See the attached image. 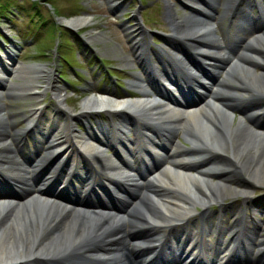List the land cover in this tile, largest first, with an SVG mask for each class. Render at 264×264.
I'll return each mask as SVG.
<instances>
[{
  "label": "bare ground",
  "instance_id": "bare-ground-1",
  "mask_svg": "<svg viewBox=\"0 0 264 264\" xmlns=\"http://www.w3.org/2000/svg\"><path fill=\"white\" fill-rule=\"evenodd\" d=\"M165 1H167L165 19L171 33L163 37H179L185 41L196 39L200 45L198 46L201 50V58L204 62H208L205 63L208 66L206 70L214 68L216 72L220 69H222L221 72L225 69L229 71H225L224 76L216 73V81H211V79L207 83V89L204 88L206 98L201 96L195 104H188L183 100H177L179 102L173 99L162 100L156 95L128 97L114 96L113 92L112 94L105 92L87 95L81 100L80 110L71 114L70 112L65 113L62 106L67 110L69 108L63 103L62 93L54 87L52 91L57 99L54 112L56 115L58 111V114H63L62 123L55 124L50 132L54 130L52 134L56 137H48L47 132L50 128L46 129L48 125H45L44 130L40 125L41 122L38 120L40 107L26 111V125L10 132L9 128H12L14 123L7 121L2 115L0 104V167L7 170L5 173L12 176V182L16 186L23 185L24 187L22 192L13 196L12 193H0V264H51L49 260L64 255L70 248L90 246L93 235L101 230V226L108 219H115V215L119 218L127 216L132 222L146 223L157 229H155L157 232L154 233V237L143 242L146 251L137 259L143 261L147 255L169 248L173 250L181 243H175L172 240L164 243V239L159 238L164 237L163 228L180 227L183 230L190 216L194 214L204 216L203 213H208L209 204L215 202L220 206L219 201L230 195L238 193L245 202L251 199L250 190L247 187L230 185L229 179L231 178L227 177H231L233 172L246 168L247 171L252 172L250 174L253 179L264 182V130L254 125L249 127L253 131L247 127L242 128V122L245 118L249 119L250 114L262 110L264 115V29L258 26L255 30L254 17L251 16L253 22L249 26L253 25L252 29L254 28L251 40L254 44L248 40L244 45L240 43L233 51L222 47L217 48L219 43L212 35L209 22L207 24L205 21H202L203 23L194 22L197 19L193 20L191 14L185 11L176 14L174 10H171V2ZM229 9L230 6L225 9L226 16ZM87 19L88 14L61 18L64 24L71 27L81 26ZM235 26H240L239 19L235 22ZM169 50L173 54L168 55L164 60L168 76L158 68L157 72L160 76L175 89L178 87L170 81V77L174 79L172 74L176 76L174 80L181 88L186 87L183 84L188 79L192 80L191 84L194 82L193 85L202 87L197 78L193 80L189 75L193 74L190 70L198 71V75H193L203 76L204 78L200 79L204 82L208 76H204L199 68L183 59L177 50L172 47H169ZM7 57V54L5 57H0V72L7 70L9 63ZM255 65L261 68L258 73L252 67L251 71L247 69ZM28 69L45 74L44 81L47 86L43 85V88H48L50 68L36 64ZM180 70L185 71L186 81ZM35 78H30L31 82H34ZM130 82L141 92L148 88L144 79L138 75L135 76L134 81L132 79ZM39 87L28 84L26 93H37L38 95ZM233 90L249 95L255 94L253 98H258L263 102L256 105L254 109L239 114L235 124H232L230 119L232 101L237 100L232 97ZM147 91L151 93L146 90L141 95H146ZM29 97L31 98V95ZM100 111L105 112L107 116H111L114 112L128 111L129 114L140 117V123L129 127L130 125L120 118V121L112 124L113 137L100 136L98 140L88 132L89 124L86 118L92 112ZM78 121L84 123L83 128L75 126V122ZM177 128L181 130V136L189 142L190 146L173 141ZM240 129L245 131L241 132ZM128 131L133 133L131 137L133 140L126 135ZM37 134L41 136L44 143L43 149L42 152L33 154L30 161L29 156L33 150L26 142V137L29 136L36 142L39 138L35 136ZM124 140L128 141L126 146L133 155L137 151V156H147L145 147L153 140L155 142L154 151L159 154L155 156V159H160L159 162H155L156 165L140 181L129 183L132 191L140 187L153 190L152 195L147 198V203L141 201L134 209L126 211L115 208L114 213H110L107 209L109 206L96 204L94 200L88 204L62 202L57 198L62 187L56 191L47 187L49 182L58 179L66 152L72 154V159L79 153L78 150L83 153V166L90 170L82 177L84 184L87 185L90 173L107 171L112 158V153L107 151L112 145L110 141L119 144L121 154H123ZM164 143L166 147L162 148ZM22 145L26 148L21 147ZM228 147L232 148L234 160L225 154ZM161 149L166 154L162 153ZM166 150L169 151L166 152ZM244 153L251 159L246 164H242L241 160ZM65 167L67 171L63 175L64 179L58 182L68 184L69 176L74 175L75 166L69 163ZM34 172L39 174L37 179L31 175V173L35 174ZM44 172L47 174H43ZM112 184L114 185L113 182ZM85 189L88 193L90 186ZM195 203L201 207V210L193 212L195 209L192 205ZM97 210L101 212H94ZM133 212L134 214H131ZM240 218L235 217L231 224L233 229L223 247V253L219 256L220 259L228 249L237 246L235 240L232 242V235L247 238L250 232ZM58 224L60 227L57 228ZM193 230L192 233L197 234ZM197 238L199 239V236ZM189 239L192 241V237ZM205 246L206 244H202L200 248L204 249ZM254 246L260 251L259 255L254 257L248 255V260L241 264H264V239ZM185 257L183 256V261ZM120 258L121 255L117 257V259Z\"/></svg>",
  "mask_w": 264,
  "mask_h": 264
},
{
  "label": "rangeland",
  "instance_id": "rangeland-1",
  "mask_svg": "<svg viewBox=\"0 0 264 264\" xmlns=\"http://www.w3.org/2000/svg\"><path fill=\"white\" fill-rule=\"evenodd\" d=\"M15 1L18 2L17 8L0 16V44L3 43L5 47L12 43L15 44V47L11 46L14 52L13 56H11L14 66L12 68L9 67L11 71H6L3 73V76H0L2 77L0 78V83H2V87H0L1 112L7 121H13L14 123L12 128H9L10 132L17 127L22 128L26 125V111L34 107H40L41 109L38 118L42 124H40L41 126L44 125L47 117L52 116L56 120L62 119L63 114H58V111L56 115L54 112L57 107V99L52 91L54 87L59 89V93H62L63 103L69 108L67 110L62 106L65 113H77L80 110V103L84 97L90 94L105 93L104 91L96 92L101 88H106L114 94H119L122 89H127L128 92L126 94L128 93L129 96L137 95L138 92L133 90L135 89L133 86L124 83L128 79H132L133 73L137 71L145 78V74L141 72L137 59L134 56L135 50L131 47L132 35H141L143 40H145L151 34L148 32L137 33L139 31L135 27L139 26L140 30H144L142 27L144 25L150 30L157 29L155 30L157 33H160V31H163L165 35L171 33L168 22L165 19V0H34L33 4L30 2L31 0ZM172 1L174 2L173 5L171 4L172 10L176 14H181L183 7H180L177 0ZM189 1L192 2V0ZM245 1L249 2V0H242L236 8ZM82 14H88V19L81 26L66 28L62 25L63 22L60 16L69 17ZM57 15L59 16L58 18H56ZM214 22L215 31H225L224 28L227 22L225 16H220V19H216ZM233 29L232 23L228 30L233 31ZM241 34L242 36H248L247 32ZM8 39L10 42H8ZM155 40L156 38L152 36L151 42H155ZM160 43L163 47L168 46L167 43H164V40L160 41ZM94 56H98L97 59ZM102 61L106 65L102 66ZM36 64L51 69L52 73L50 72L48 75L50 80L48 88H43V85L47 86L44 81L45 74L29 71L28 68ZM249 67L247 68L249 71L252 70L251 67L257 73L261 70L256 65ZM105 70H107V73ZM221 70L217 71V75L224 76L226 69L223 72ZM29 77H36V80L31 82ZM116 80L120 81L122 88L115 84L114 81ZM28 84L40 86L38 88L39 94H27ZM233 91L234 94L232 93V96L238 101H232L233 114H231L230 119L231 123L235 124L239 118V114L248 112L263 102L258 98H253L255 94L249 95L245 92H238L239 90ZM29 95H31V98ZM262 112L260 110L258 113L253 114L251 118H245L244 122H242V128L245 127L246 129L247 127L248 129L251 125H254L264 129V115L260 116ZM99 116L106 123L109 130L108 117L104 113H100ZM112 118L113 121L118 120L115 116H112ZM77 126H81L79 122H77ZM249 129L252 130V128ZM240 131L244 132L245 130L240 129ZM179 135H177L178 139L183 144L190 146ZM35 136L39 138L36 139V144L32 145V148L35 149L36 147L37 149V145H39L37 142L40 139V149L38 151H41L44 143L39 134ZM48 137H51V135H48ZM26 139L29 140V136ZM21 147L24 146L22 145ZM231 149L228 147L225 154L234 160ZM108 152H110L109 149ZM241 160L242 164L251 161L246 154L241 157ZM63 161H73L70 152L65 153ZM250 173L252 172L243 168L238 172H233V175L227 178H231L229 179V183L232 186L247 187L250 190L249 195L251 199H247L245 202L238 193L230 195L219 201L220 206H218V203L213 202L209 204L208 213H203V215L216 216L220 214L222 217L224 214L234 213L236 217H240V214L245 212L247 218L250 211L249 208L255 209L262 205L264 206V182H258L253 179ZM43 174L46 175L47 172ZM34 176L36 179L39 177L38 174ZM58 176V179L49 182L51 185L49 188L56 186L57 182L62 180V175L59 174ZM73 178L71 177L69 181ZM65 189L64 187L62 188L63 191ZM192 206L195 209L193 212L201 210V207L196 203ZM254 214V218L263 217V212L259 211ZM201 216L200 214L190 216L185 229H187L188 225L198 222ZM257 223L264 225V219L262 218L260 222L257 220ZM180 232L181 228L179 227L168 229V234L172 237L177 236V239L180 238ZM225 237H227V234H225ZM239 238L240 236L235 239L238 240ZM223 246L224 243L222 244ZM73 258L76 259V257ZM224 261L230 264L238 260L234 259V257L232 258V255H228Z\"/></svg>",
  "mask_w": 264,
  "mask_h": 264
},
{
  "label": "water",
  "instance_id": "water-1",
  "mask_svg": "<svg viewBox=\"0 0 264 264\" xmlns=\"http://www.w3.org/2000/svg\"><path fill=\"white\" fill-rule=\"evenodd\" d=\"M65 26H68V25H65ZM102 230V231H101ZM100 231H98L96 234H100V235H104L106 234V231L102 228ZM95 235V234H94ZM93 235V237H94ZM150 237H153V236H149V237H146V238H143V242H145L147 239H150ZM100 237L98 238H95V240H93L91 243H99V239ZM93 239V238H92ZM119 241V240H118ZM123 242H117L115 248L118 250V249H122L124 248L123 246ZM146 250L145 249H142L140 251V253L142 254L143 252H145ZM67 253H65L64 255L60 256V257H57L55 259H51V264H66V262L68 263L69 261H73L74 259L70 258L72 256L74 257H78L77 255L75 254H72V253H69L68 251H66ZM119 252V251H118Z\"/></svg>",
  "mask_w": 264,
  "mask_h": 264
},
{
  "label": "trees",
  "instance_id": "trees-1",
  "mask_svg": "<svg viewBox=\"0 0 264 264\" xmlns=\"http://www.w3.org/2000/svg\"><path fill=\"white\" fill-rule=\"evenodd\" d=\"M30 2L33 4L34 1L31 0ZM17 3L15 0H0V16L6 14V12L14 11L18 6Z\"/></svg>",
  "mask_w": 264,
  "mask_h": 264
}]
</instances>
